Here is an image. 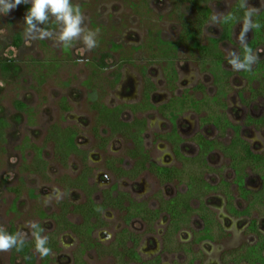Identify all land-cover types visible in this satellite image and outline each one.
Masks as SVG:
<instances>
[{"label": "rangeland", "instance_id": "rangeland-1", "mask_svg": "<svg viewBox=\"0 0 264 264\" xmlns=\"http://www.w3.org/2000/svg\"><path fill=\"white\" fill-rule=\"evenodd\" d=\"M174 2L73 0L85 16L87 29L98 32L97 47L92 50H86L82 40L74 41L70 46L58 45L49 39L26 43L23 17L27 9L24 5L9 15L0 17V61L9 59L17 65L10 76L3 74L0 69V117L9 123L5 141L0 143V227L9 233L14 227L17 231H23L27 238L32 233L26 227L30 222H41L46 233L56 228L60 219L55 221L48 217L42 220L40 214L44 211L49 215L62 216V204L66 201L65 188L69 185L68 181L76 178L80 166L75 157H69L63 164L55 155V141L49 138V132L55 125L61 128L76 127L80 131L78 143L89 152L91 165L95 168L91 180L93 183L101 188L108 186L109 181H118L123 192L153 209L159 206L162 199L184 192L187 182L196 179L197 175L202 174L203 179L207 178L212 183H220L226 176L227 179L228 176L231 177L228 161L219 150L210 157L211 167L206 164H183L181 160L176 161L171 146L163 137L158 136L169 130L170 115L179 114L177 124L185 139L184 153L195 155L199 150L200 135L208 139L216 136V130L203 121L209 115H227L236 122L244 121L249 115L261 117L264 94L257 96L256 91L260 89L264 93V71L244 74L242 71H233L227 63L228 49L237 50L240 54L236 36L240 32L241 23L234 30V43L226 42L221 45L224 60L218 69L215 64L198 60L185 46L180 47L171 64L167 63L160 56L156 36L159 33L165 40L179 39L181 24ZM235 2L236 0H212L210 6L213 14L226 15ZM247 6L255 7L260 12L264 8L261 0H247ZM221 21L219 25H210V22L207 24L203 33L205 43L208 37L220 35ZM42 27L54 32L58 30L52 19ZM17 34L23 37L20 45L15 44ZM251 36L252 31L247 34V41ZM258 49H264V46ZM263 58L264 53L260 60ZM95 64L99 68H95ZM252 67L256 68V64ZM94 70L97 71L96 75ZM143 70L148 72V77L144 79L141 77ZM118 72L123 75L120 84L114 82ZM216 73H219L224 86L220 95V88L214 77ZM87 80L97 87L101 104L109 108L125 103L137 107L134 112L124 108L123 119H148L146 148L150 158L162 165L181 167L179 179L167 182L158 179L149 170L126 178L105 173L107 161L126 159L128 167L133 166L134 161L128 154L134 149V144L121 138L118 132L111 134L105 127L100 109L94 108L88 98L90 90L84 84ZM144 86L150 93L149 98L143 94ZM251 90H255V93H251ZM240 92L244 93V99ZM64 97L71 107L69 113H65L66 110L61 107ZM17 100H22L33 108V119L17 110ZM149 102L156 108H149ZM95 133L98 135L96 138ZM244 138L249 140L256 151L264 152V125L248 127L244 131ZM223 141L226 142L225 139ZM38 149L42 151L44 163H40L37 158ZM245 171L251 184L260 182L262 171L253 169L249 164ZM202 178L198 177L197 181L201 183ZM77 194L72 192L69 199L79 201ZM206 200L218 214L217 224L222 222L224 233L215 231L212 240L192 247L188 244L194 237L192 229L198 231L202 225L199 217H196L199 212L192 215L196 217L192 224L185 225L182 232L164 240L163 234L169 231H166V219L155 224L151 231L146 224L137 221L132 229L144 233L140 248L142 255L146 259L151 258L166 247L163 264H222V260L229 264L232 256L227 250L254 240L251 234L246 233L249 222L247 219H235L227 215L221 191L210 192ZM14 203H17L16 208ZM260 208V228L264 232V206ZM108 218L109 226L95 233L103 247L109 246L116 237L115 233H119L124 227L118 214L114 213ZM72 219L77 220L76 217ZM195 238L198 239L199 234ZM58 240L63 248L54 253L52 264H73L76 261L79 264L113 262L110 257L112 255H108L109 250L105 247L82 254L80 239L74 234L56 235V241ZM29 261L32 264L42 263L35 251L31 253ZM0 264L29 263L21 256H14L11 249L0 252Z\"/></svg>", "mask_w": 264, "mask_h": 264}, {"label": "flooded vegetation", "instance_id": "flooded-vegetation-1", "mask_svg": "<svg viewBox=\"0 0 264 264\" xmlns=\"http://www.w3.org/2000/svg\"><path fill=\"white\" fill-rule=\"evenodd\" d=\"M249 41V40H248ZM226 42H222L221 45ZM220 45V48H221ZM240 51V50H239ZM256 52V51H255ZM244 74L246 71H242ZM143 76H141L143 79L148 77V72L145 70L142 71ZM117 76V74H116ZM115 76V79H116ZM123 75L121 73V76L119 78V81L117 84H120L122 82ZM114 79V81H115ZM116 84V85H117ZM143 94L147 98L150 97V93L148 92L146 86L143 88ZM89 93V92H88ZM251 93H255V90H251ZM256 93H258L256 91ZM241 98L244 99L245 95L243 92L239 93ZM257 95V94H256ZM258 94L257 96H259ZM65 98V97H64ZM89 98V97H88ZM67 100V98H65ZM203 100V99H202ZM68 103V100H67ZM93 104V103H92ZM91 104V105H92ZM140 105V104H139ZM106 106V105H105ZM124 106V107H123ZM149 108H156L154 104L151 102L148 103ZM107 107V106H106ZM71 108V107H70ZM110 110H117L119 112L120 120H122L124 123L128 124L129 132L126 134L119 133L121 135V138H124L125 140H129L134 144V149L130 151V154H128V157L130 159H133L134 165L128 167V162L126 159H119L108 162L106 164L105 170L106 174H115L122 176L123 178L130 177V176H136L141 173V171L149 170L153 174L157 176L158 179L171 182L175 181L176 179H179V175H181V170H179V166L174 165H162L160 163H157L153 159L150 158V154L148 149L146 148V133L148 129V119L142 118V119H133V121H128L123 119L124 116V108L131 109L133 112L137 108L134 104H122L113 108H109ZM71 111H65V113H69ZM100 113V112H99ZM263 115L261 117H255L253 115L247 116V118L242 122H236L232 121L227 115L225 118L230 121L234 126H238V135L239 138H241L242 141L245 142V144L248 145L251 152L259 158L258 161L248 159L245 157L244 150L241 146H238V154H240L239 157H237V167H235L234 157L230 154L229 147L234 146L233 142L236 137V131L227 128L226 130H222L219 126H217L213 120L215 118L214 116H208L203 119L204 123L206 125L212 126L216 130V136L214 138L208 139L205 136L200 135L198 137V153L195 155H187L184 153L183 147L185 144V139L182 136L178 124H177V118L179 114L172 113L169 117V120L171 122V126L169 130L165 134H161L158 137H163L165 142L168 143L171 146L172 152L174 154V157L176 161L181 160L183 164H206L208 167H211L210 165V157L216 150H219L223 157L228 161V166L231 169V177L227 176L222 179L220 183H212L211 181L207 180V178L203 179L202 174L197 175V178H202L201 183H199L196 179H191L186 184V189L184 192H178L175 195H171L167 199H162L159 206L155 209L150 208L148 205H146L143 201L136 200L134 197H132L129 193L123 192L120 188V183L113 182L111 183L109 181V185L105 187H99L97 183H93L92 177L95 172V168L91 165V159L90 154L87 150L81 148V146L78 143V138L80 136V131H78V128L76 127H65L70 128L76 132V138L75 143L77 147L80 150V155H72V157H75L78 159V163L80 166V170L76 176V178L71 181H68V186L65 188L66 191V201L63 202L62 208L64 210H68V214L65 213L67 223H64L62 220V226L59 227L58 225V218L59 216L56 214L49 215L46 213V217L42 218V220L51 217L55 219L57 222L56 228L49 233L45 232V235L53 234L56 231L58 232V236H61L65 233H70L76 235L78 239H80V247L83 248L81 250L82 254H86L89 250H99L100 248H106L109 250L108 255L112 259L111 264H144V262H150L151 264H163V253L165 252V248L156 256L151 258H145L141 253V245L143 242V235L144 233L141 231L133 230V224L137 221L141 222L142 224H146L149 230H154V225L161 223L164 219L168 221L166 231L167 233L163 234V240L169 239V237L174 236L175 234H178L184 230L185 225L192 224L194 222L193 218L199 217V221L201 222L200 229L198 231H194L192 229V233L194 237L188 242V244L192 245L194 247L195 245H199L203 242H207L209 240H212L214 238L215 231H220L222 233L225 232L224 226L221 222V224H217V218L218 214H216L213 210L212 205L207 202L206 196L210 192H222L224 198H225V211L228 216L235 218V219H247L248 225L246 229L247 234H251L254 238L252 242L248 241L246 244L239 245L238 247L234 249L227 250V253H229L232 257V259L229 261V264H264V232L260 228V213L259 209L261 206H264V152L256 151L253 147V145L249 142L248 139L244 138V131L248 129V127L251 126H258V125H264V107H263ZM224 116V115H223ZM122 118V119H121ZM103 123V122H102ZM132 123V124H130ZM106 125V124H105ZM104 125V126H105ZM138 126L142 127V132H139ZM107 129L112 133H115L112 131L107 125L105 126ZM131 128V129H130ZM96 132L97 129L95 128ZM174 132L176 133L175 140L173 139ZM140 133V134H137ZM95 138L96 133L94 134ZM98 138H101L99 136ZM141 139L143 152L140 154L139 151V140ZM226 140L224 143L223 140ZM104 142V140H101ZM203 143H212L213 149L209 151V153L204 156L202 155V145ZM236 153V151L234 152ZM240 161V162H239ZM253 166V169H257L262 171V175L259 177L260 182L253 185L251 184L247 179V173L245 171L246 165ZM205 165V166H206ZM68 166V164H67ZM166 171L169 170L168 174H159L160 171ZM86 175V183L83 184V177ZM193 177V176H192ZM191 177V178H192ZM82 178V179H81ZM242 179V181H239V179ZM81 179V181H80ZM107 180V179H106ZM108 182V181H107ZM107 184V183H106ZM205 184L209 185V188L205 187ZM222 189V190H221ZM233 190V191H232ZM88 191L90 192V197L88 194ZM72 192H77L79 194V201H71L69 199L71 197ZM98 193H100L98 195ZM77 194V195H78ZM191 195V196H190ZM186 197L188 200V205L186 207L182 208V211L184 213L183 217L178 219V221H174V218L170 215V212L168 211V208L172 206V204L182 202L183 198ZM91 200L95 202L96 204L102 205L103 209L100 211V213L92 218V221L95 223V228L91 231L90 236L86 233V230L84 229L82 224L85 223L84 215L80 212H75V207L84 206L88 200ZM119 200V202H116ZM173 203L171 204V202ZM17 204V203H16ZM258 208V209H257ZM199 212V215L194 217V213ZM257 212V214H255ZM62 213V214H64ZM118 214L121 217V223L123 222V226L121 231L118 233H115L116 237L115 239L110 243L109 246H104L102 242L100 241L99 237L95 236V233L100 232L101 230L105 229L107 226H109V215L112 214ZM64 215V216H65ZM57 217V218H56ZM76 217L77 220H73L72 218ZM177 220V219H176ZM196 220V219H195ZM68 222L70 223L68 225ZM41 224L42 228L45 230L43 224L41 222L37 223ZM72 225H79L82 227V229L78 232H75L73 230ZM193 226V225H192ZM12 229H15L17 232V229L12 227ZM10 230V232H11ZM148 230V231H149ZM34 231V230H32ZM147 230H144L146 232ZM199 234V238L196 239L195 235ZM120 236V238L118 237ZM34 236L31 235V237H28L26 241L31 240ZM124 243V247H119L118 245ZM60 241L58 240L59 250H55L51 254V258L54 260V253L59 252L63 247L60 245ZM132 248L135 247L138 255L142 259L141 261L137 260H130V257L125 255L126 248ZM262 247V248H261ZM255 248V249H254ZM262 249V250H261ZM35 251V250H33ZM33 251L31 253L33 254ZM193 251V250H192ZM226 252V251H225ZM30 253V255H31ZM119 253L118 256L116 254ZM260 254V257L258 256ZM29 255V257H30ZM52 264V263H51ZM73 264H79L74 262ZM222 264H228L223 262Z\"/></svg>", "mask_w": 264, "mask_h": 264}, {"label": "trees", "instance_id": "trees-1", "mask_svg": "<svg viewBox=\"0 0 264 264\" xmlns=\"http://www.w3.org/2000/svg\"><path fill=\"white\" fill-rule=\"evenodd\" d=\"M174 4L176 6V13L179 14V19H180V24H181V34L178 40L170 41V40H165L161 38L159 33L156 36L157 40V47L158 51L160 53V56L164 59H166L167 63H172L174 60V57L177 53V51L180 49V47L185 46L187 47L190 51H192L193 54H195L196 58L200 60L203 63H212L215 64L216 69L220 67L224 60V54L220 48V45L222 42H231L234 43L233 41V33L237 25L240 23L242 20L244 13L246 11V8L241 7V4L243 3V0H236L234 6L232 7L231 11L226 14V16L230 15L231 19L224 20L222 19L221 21V33L218 37H208L206 39V43L204 42L203 38V33L205 31V28L207 24L210 22V17L213 15V10L212 7L210 6V2L212 0H174ZM29 5H24V8L27 9ZM189 10V12H188ZM254 20L260 24L259 29H254L252 31V36L250 40L248 41V46L253 49L255 52L258 50L259 47L264 46V8L261 12H259L258 15L254 16ZM22 35L17 34L15 36V44L20 45L22 43ZM68 50V48H67ZM240 50V55L243 56V48L239 46ZM95 68H99V65L95 64ZM17 68V65L15 61L12 60H2L0 61V69L3 74L10 76ZM258 71H264V58L262 60H259V62L256 64V68L252 67V71L248 72L250 74L256 73ZM215 73V72H214ZM97 74V71L94 70V75ZM121 76V72L117 73L116 79L114 82H118L119 78ZM215 77V82L220 88V91L218 92V95H220L223 90L224 86L221 83V79L219 78V73L214 74ZM252 78H254L252 76ZM84 84L88 87L90 90L88 93L89 100L93 103L94 108H99L100 114L103 116L102 120L103 122L114 132L126 134L129 132V125L124 123L122 120H120L119 112L117 110H110L108 109L105 105L101 104L99 101V93L97 87L94 86L93 83L90 82V80H87L84 82ZM257 94L263 95V91L258 89ZM62 104L61 107L68 111L70 110V106L67 105V100L65 98H62ZM15 106L18 111L23 112L28 115L29 119H33V108L29 107V105L22 101V100H17L15 101ZM213 118L215 124L219 126L222 130H226L227 128H231L236 131V137L233 142L234 146H230L228 149L230 151V154L233 155L234 157V162H235V167H237V157L240 156L238 154V146H241L244 150L245 157L248 159L256 160L258 161L259 158L255 156L251 150L249 149L248 145L245 144L244 141L239 138L238 135V126H234L230 121H228L225 116L219 114L214 116ZM9 123L6 119L0 117V143L5 141V135H6V128H8ZM139 132H142L143 128L138 126ZM140 134V133H137ZM176 133L174 132L173 139L175 140L176 138ZM49 138H53L55 141V155H57L60 160L62 161L63 164L66 163V160L71 157L72 155H80V150L77 147L75 143V138H76V132L70 128H61L58 127L57 125L53 126L49 132ZM177 139V138H176ZM139 151L140 154L143 152V147L141 143V139L139 138ZM36 148V146H35ZM213 149V144L212 143H203L202 145V155L206 156L209 151ZM236 151V153H234ZM37 158L40 160V163H44V159L42 156V151L41 149H38V156ZM240 162V161H239ZM46 168L43 167V169ZM168 174L169 170L166 171H160L159 174ZM86 175L87 173L83 176L85 177L82 181L83 184L86 183ZM82 179V178H81ZM80 179V181H81ZM239 181H242L240 178ZM206 188H209L208 184H205ZM16 191H18L16 189ZM89 197H90V192L88 191ZM19 196V195H18ZM191 196V195H190ZM116 202H119L117 200ZM173 201L171 202V204ZM189 206L188 205V200L186 197L183 198L182 202H177L175 204H172L171 207L168 208V211L170 212V215L174 218V221H178L181 217H183L184 213L182 211L183 207ZM14 208H16V203H14ZM76 209L74 210L75 212H80L81 214L84 215V220L85 223L82 224L81 226L84 227L86 230V233L88 236H90L91 231L95 228V223L92 221V218L100 213V211L103 209L102 205L96 204L93 202L90 198L86 202L82 208L80 207H75ZM68 210H65V213L68 214ZM62 214L61 217L58 219V225L59 227L62 226L61 221L63 220L64 223H67L66 215ZM41 217L45 218L46 213L41 212ZM65 215V216H64ZM57 218V217H56ZM177 219V220H176ZM70 223L68 222V225ZM40 228L43 230L41 232V235H45V230L42 228L41 224H38ZM73 230L75 232H78L82 229L81 226L79 225H72ZM10 233H16L15 229H12ZM58 232L56 231L53 234L47 235L49 238L48 240V247L51 249L50 254L47 257L41 258L42 263L41 264H51L53 259L51 258V254L55 250H59V245L58 241H56V235ZM35 245V238L33 237L31 240L26 241L24 247L20 250L17 249H12L14 256H21L23 257L29 264H32L29 261V255L31 251L35 250L34 249ZM124 243L119 244V247H122ZM124 247V246H123ZM262 248V247H261ZM264 248V245H263ZM255 249V248H254ZM262 250V249H261ZM119 253L116 254L118 256ZM125 255L130 257V260H137L141 261L142 259L138 255L135 247L126 248ZM260 257V254L258 255ZM144 264H151L150 262H144Z\"/></svg>", "mask_w": 264, "mask_h": 264}, {"label": "clouds", "instance_id": "clouds-1", "mask_svg": "<svg viewBox=\"0 0 264 264\" xmlns=\"http://www.w3.org/2000/svg\"><path fill=\"white\" fill-rule=\"evenodd\" d=\"M264 5V0H261ZM21 5H30L23 17L25 27L26 43L32 40L49 39L58 45L70 46L74 41L83 42L86 50H92L97 47V31L88 30L85 25V16L79 6L73 3V0H0V17L10 14ZM241 7L246 8L241 23L239 34L236 40L243 48V56L237 50H227V63L231 69L236 72L252 71V66L257 64L264 49H258L256 52L248 46L247 34L254 29H259L260 24L254 20L260 10L255 7L247 6V0H243ZM50 19L54 20L58 26L57 31L49 30L45 25ZM221 19H231L224 13H214L210 17V25H219ZM27 228L34 230L31 235L35 238L34 249L41 258L47 257L51 249L48 247L49 238L41 235L43 231L35 222L26 225ZM27 235L18 230L16 233H9L3 227H0V252H7L11 249L20 250L24 247Z\"/></svg>", "mask_w": 264, "mask_h": 264}]
</instances>
